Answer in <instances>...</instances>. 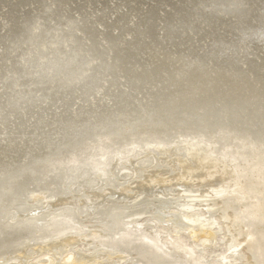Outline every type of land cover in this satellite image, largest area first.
Here are the masks:
<instances>
[{"label": "bare ground", "instance_id": "bare-ground-1", "mask_svg": "<svg viewBox=\"0 0 264 264\" xmlns=\"http://www.w3.org/2000/svg\"><path fill=\"white\" fill-rule=\"evenodd\" d=\"M14 1L33 10L18 14L19 6L0 0V21L10 18L0 35V264L58 263L81 242L88 255L75 250L66 264L100 256L104 264H207L181 235H166L159 223L167 217L145 216L173 204L174 233L214 239L221 220L229 258L264 264V76L250 77L232 60L236 46L244 56L247 40L264 43V22L248 23L247 40L231 48L196 46L228 58L225 69L170 61L172 45L170 57L162 51L170 49L165 31L169 41L194 47L196 27L244 0H170L167 8L162 0H55L67 5L49 11L50 0ZM247 5L254 9L256 0ZM17 46L23 51L12 56ZM157 187L164 192L152 196ZM135 189L141 194L127 202ZM41 209L49 211L35 213Z\"/></svg>", "mask_w": 264, "mask_h": 264}, {"label": "water", "instance_id": "water-1", "mask_svg": "<svg viewBox=\"0 0 264 264\" xmlns=\"http://www.w3.org/2000/svg\"><path fill=\"white\" fill-rule=\"evenodd\" d=\"M8 1H9L8 4L5 3V8H10V7L13 6L16 9L19 6L18 8H20V9H16V12L18 14H22L26 10H33L32 7H31V5H30V3H28L26 5H23L22 4V6H21V5H17L14 0H8ZM141 1L142 0H135V1H133V3H135V6H140ZM152 1L156 2V0H151V2ZM180 1L181 0H179V2ZM247 1L248 0H244L242 3H240L241 6L238 5L239 7H233V8L227 7L224 12L222 11V13H219L218 16H220V17L217 18L218 20L215 21L213 18H211V21L209 23H207L208 25L205 26L204 28H201V25H200V27H196L195 28V34L194 35L199 36V34H200V36H199V38L194 39V40H196V42H201L200 44H203V46H204L203 41L206 42L207 43V50H210V51H212V49H211L212 44H215L217 41L219 43L224 44L225 46H228L229 45L228 48H231L230 46L234 45V42H236V38L238 39V41H241V39H246L247 40L246 37L245 38H241V36L245 35L243 31H245V27H247V24L248 23L251 24V25L255 24L254 25V28H257L259 26L258 25L259 24V20H261V22H264V11H263V8L264 7L261 4V2L264 1V0H256V5H255L254 9L253 8L252 9L251 8H248ZM66 2L64 4H62V6H61L55 0H50L51 6L48 8V11L49 10H54L55 7L59 8V9H60V6H61V8L62 7H65V5H67ZM77 2L79 3V1H77ZM77 2H75V0L73 1V3L69 2V4H70L69 6H74V5H76ZM162 3L164 4L163 5L164 8H167V6H169V4L171 3V1L170 0H166L165 3H164V1L162 0ZM259 3H260V7H258V4ZM176 6H175V8L170 9V10L176 9ZM51 7H54V8H51ZM241 7H243V10L241 9ZM132 8L134 10V7H132ZM162 8L163 7H161L160 9H162ZM126 9H128L130 11L129 8H126ZM249 9L252 12H249ZM202 10H205V9H202ZM239 10H241V11H239ZM238 11L239 12H245L246 11V16L244 17L243 20L239 19L238 13H235V12H238ZM165 13H167V12H165ZM224 15L225 16L231 15L232 19L231 18H226V17L224 19L222 17ZM97 16L98 15H96V17ZM82 17H83V15L80 14V16L73 17V19H71L70 21H73V20L76 21V20H79V19L81 20ZM124 17L125 16H123L122 18H124ZM226 19H228V20L231 19V21L229 22ZM5 20L6 21H0V35H3V33H5V32L7 33V30L8 29H6V28L9 26L8 24L10 23V18L7 16ZM124 20H126V19H124ZM176 20H178V19H176ZM70 21H68V23H70ZM96 21H98V20H96ZM96 21L93 19V22L95 23V26L97 24ZM232 21H233V23L231 24ZM93 22H91V23H85V24L88 25V28H89L91 25H94ZM111 22H114V21L112 20ZM43 24H44L43 21L40 24L38 23V26H36V29H35L36 34L37 33L38 34L41 33ZM228 25H231L232 26V31H229L228 30ZM104 26L107 28L106 25H104L102 22H100L97 27H101V28L104 29ZM115 26H116V23H114V27ZM76 27L77 26H75V28ZM123 28L124 27L122 26V28H119V30L117 28H115V29L117 31H121ZM142 28L145 29V24L144 23L142 24ZM200 28H201V30H200ZM77 30L80 33L86 34V31L85 30H81V29H77ZM162 31H164V30H162ZM127 32L129 34L131 31H125L121 35L122 36L121 37V42H120L121 44H124L125 43L124 36L127 35ZM77 34L79 35V33L76 32V35ZM187 34H189V32ZM202 34H203V36H201ZM173 35H175V33ZM163 36H164L163 38L165 39V43L168 42L167 47H169L170 49H169V51H167L166 48H163L162 49V47H161L158 51H160L162 49V51L165 53L164 55L167 56V57H170L171 56V53H172V57L170 58V61L175 60V59H179V58L182 59V58H185L186 57V58H190L192 60H195L197 63H202L203 65H205V64L211 65L212 64L213 66H215V68L218 67L219 70H220V68L225 69L222 66H220V63H225L227 61L226 59H228V58L221 57V58H219L220 61H217V60L211 58L209 55H207V53H205L206 51L204 52V49L201 50L202 51L201 53H197L195 51L197 47H194V48L187 47V45H189L188 44L189 41L188 42L186 41L187 43L186 42L184 43L182 41V45L181 44L179 45V43H175V41H172V42H171V40L169 41V38L166 36V31H165V34H163ZM175 36H179V35H175ZM206 36H209V37H206ZM68 44H70V42H67V45ZM159 44H161V43H159ZM190 44H191V42H190ZM247 44H248V47H247ZM171 45L174 46V49H173V47ZM240 45H241V43H240ZM46 46H48V45H46ZM159 46H161V45H158L157 48H159ZM3 47L4 46H1L0 45V57L3 54V53H1V51L3 50ZM23 47L24 46H22V47H18L17 46L13 51H11L12 56H14L15 54H17V52H18L19 49L21 51H23ZM183 47H185V49ZM244 47L246 49H244L243 54L244 53L245 54H244V56L241 57L242 54L240 52L243 51L242 50L243 48H240V47H237L236 46V48H235V54H232V60L235 63L236 62L238 63V67H240V69L243 72H245L246 75H249L250 77H255L256 74H257L260 78H262L264 76V73H263L264 72V43H259L258 45H254L251 41L249 42L247 40L246 41V44L244 45ZM110 48H111V51H113L114 47L112 46ZM191 49H193V51H189ZM32 50H33V48H32ZM170 51H171V53H170ZM227 53H232V52L227 51ZM200 54H202V55H200ZM249 54H250V56H249ZM199 55H200V57H199ZM22 56H23V53H22V55L20 57H22ZM140 56L143 58L144 57V54L143 53H140ZM147 56L148 55H146V57ZM200 58H204V61H202V59H200ZM181 59L178 60V63L181 62ZM236 59H238V60H236ZM241 59H242V64H241ZM173 63H175V61ZM252 63H255V67L256 68L257 67L258 68L260 67L259 72H257L256 70L253 69L254 68L253 67L254 65ZM3 64L4 63H2V60L0 58V69H2V70H3ZM173 65L175 66L176 64H173ZM205 67H207V66L205 65ZM258 68H257V70H258ZM219 70H218V72L216 71V73H215L216 74V77H219V74H220L219 73ZM232 70H233V68H231L230 65H229L227 67V72H229V74H233L234 71L232 72ZM12 76H14V75L12 74ZM179 79H183V77H181ZM212 177L213 178H219V175L216 173Z\"/></svg>", "mask_w": 264, "mask_h": 264}, {"label": "rangeland", "instance_id": "rangeland-1", "mask_svg": "<svg viewBox=\"0 0 264 264\" xmlns=\"http://www.w3.org/2000/svg\"><path fill=\"white\" fill-rule=\"evenodd\" d=\"M192 42L194 43V45H193L194 47H196L197 45H200V43H201V42H196V40L195 41L193 40ZM194 47H189V48H194ZM184 49H185V47H184ZM249 56H250V54H249ZM159 178H160L159 180H161V178H164V175H161L160 174L159 175ZM172 183H173L172 184L173 186L170 187V190L171 191L173 190L174 193L180 192V188L177 189V187L175 186V182H172ZM179 184H180V182H179ZM135 185L133 184V185H130V186L134 188ZM163 192L164 191H160V189L157 187V188H155L154 192L151 193V195L152 196L161 195ZM134 194L135 195L136 194H141V192H139V191L137 192V189H135L132 194H130L129 196H127V198H125V200L127 202L128 201H131L133 199V197H134ZM188 196H190L189 193H188ZM144 197L146 199H149L148 197H150V196L144 195ZM116 200L120 201V200H123V198H116ZM182 201H184V199L178 200V202L180 204H181ZM175 205L176 204H173L170 207V209H174V207H176ZM149 207L151 208L152 206H149ZM197 207H199L198 206V203L195 204V206H194V208H193L192 211L197 212ZM170 209H169V207L168 208L167 207H162V208L157 209V211H156V210H154L152 208L151 210L148 211L149 213L145 214V216H152L154 214L157 215V214H160L161 213L162 216H164V218L167 217L168 220H169L168 222H165L164 224H163V222H160L159 223L164 228V230L166 232V235H168V236L170 235L169 237H173V236L175 237V235H181V237L183 238V240L185 241V243L187 245L191 246L194 249V251H196L197 254H200L201 256L204 255V256L207 257V259L209 261L207 264H226V263L227 264H241V262L234 261L233 259L229 258V257H231L230 256L231 255L230 253H228V252L225 253V249H226L225 246L226 245H224V242H223V236H222L223 233L218 229V226H221V224H222V221L221 220H218V223H217L218 226L217 225H214L213 226L214 231H216V234L213 237L214 239H209L207 236H205V234L203 236H199L198 238H194V236L192 234H190L191 232H189V231L186 232V231L180 230V231H177V234L174 233L175 232L174 229L176 228L173 225V223H172V220H173L172 214H174L173 213L174 211L173 210H170ZM174 210H176V208ZM48 211L49 210L41 209L39 211H36L35 213L36 214H38V213L42 214V213L48 212ZM200 212L203 213L202 210H200ZM35 213H33V214H35ZM184 214H185L184 216L186 218L189 213L188 212H185ZM85 224L88 225V226L89 225H92V223L89 220L85 221ZM158 226L161 227L160 225H158ZM157 230H160V228H157ZM150 231H152V230H150ZM83 245L84 244L81 242V243L77 244L74 247L73 251H70V250L64 251L63 254H62V256L60 257L59 262L58 263H52V264H66V260H64V259H66V256L69 257L70 254H73L75 252V250H81L80 251L81 252L80 253L81 256L88 255L87 253H89V252L88 251H84V250H87V249ZM220 257H221V259L223 257L226 258V261L228 260L229 262L228 261L227 262H224V261L221 262L222 260L220 259ZM41 259H44V258H40V260ZM37 260H39V259L37 258V259L33 260L31 263H36ZM104 263H106V261L104 259V256H100L99 258H93L92 261H90V262L88 261L85 264H104ZM39 264H43V263L40 262ZM47 264H50V262L49 263L47 262Z\"/></svg>", "mask_w": 264, "mask_h": 264}]
</instances>
